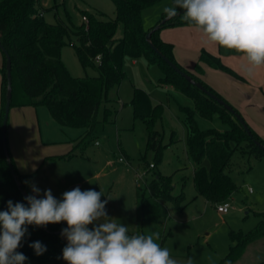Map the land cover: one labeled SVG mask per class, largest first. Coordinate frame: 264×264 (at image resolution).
<instances>
[{"label":"rangeland","instance_id":"rangeland-1","mask_svg":"<svg viewBox=\"0 0 264 264\" xmlns=\"http://www.w3.org/2000/svg\"><path fill=\"white\" fill-rule=\"evenodd\" d=\"M172 3L173 0H160L145 8L142 11L144 26H156L162 20L163 8ZM38 8L48 22L61 19L70 25L85 22L83 16L87 15L86 12L104 20L113 19L116 14L112 0H40ZM122 34L123 26L120 24L116 36L121 37ZM159 35L173 43L175 57L187 69H193L202 50L219 57L224 65L234 69L240 77L208 62L200 63L203 79L236 107L264 140V68L249 76L242 69L244 61L239 58L241 54L205 43L203 35L192 24L165 26L159 30ZM73 41L78 43L77 38ZM61 57L73 76L97 75L92 67H83L70 43L63 46ZM124 68L127 78L110 91L113 106L118 109L116 116L110 122H98L88 136L84 128L61 126L46 107L13 105L10 108L8 148L17 171L24 175V186L29 195L33 194L32 184L41 190V196L44 190L51 189L57 199H62L65 191L76 187L82 191H101V200H108V216L116 223L126 225L129 232L137 233L140 231L137 186H145L150 179L149 175H144L143 165L156 162L155 170L162 174H175V192L180 191V177L187 176L184 186L186 206L179 210L172 203L166 205L169 213L164 223L166 238L157 242L169 249L177 264H186L190 257L193 264H218L229 252L231 231L253 229L259 222V213L264 211V155L256 157L236 150L228 172L237 189L227 199L230 210L218 212L217 204L198 195L192 178L195 163L187 147V129L181 105L193 108L194 100L173 86L160 83L162 70L151 63L146 54L137 59L126 56ZM134 87L145 89L154 102L165 106L164 117L156 126L162 142H170L172 131L176 132V141L164 150L160 161H156L153 150L147 149L148 133L144 122L133 116L129 101ZM102 109L103 105L100 114ZM196 120L202 129L228 128L218 113L212 119L197 114ZM203 164L208 167L209 160L206 158ZM3 200L4 196L0 194V206ZM142 231L144 234L156 233L155 222L146 220ZM30 263L41 264L34 260ZM262 263L264 237L250 243L233 264Z\"/></svg>","mask_w":264,"mask_h":264},{"label":"trees","instance_id":"trees-1","mask_svg":"<svg viewBox=\"0 0 264 264\" xmlns=\"http://www.w3.org/2000/svg\"><path fill=\"white\" fill-rule=\"evenodd\" d=\"M39 1L0 0V41L8 50L12 62L11 107H46L52 118L61 126L84 128L88 136L98 122H110L118 112L113 106L114 99L111 98L110 91L118 88L127 78L125 57L137 59L146 54L149 61L157 64L162 70L160 83L171 85L194 100L193 108L181 105V110L184 112L183 121L187 129L188 151L195 163L192 178L198 195L214 204L227 201L237 189L228 172L233 154L240 149L242 152L262 157L264 149L257 145L255 140L263 145L264 140L249 126L239 110L202 78L203 69L200 62H208L240 77L237 72L206 50H202L192 70L179 63L174 54L173 43L163 40L159 30L165 26L190 24L182 15L166 20L152 33L154 45L179 68L228 103L244 119L252 137L231 111L186 80L150 46L146 35L154 26H144L142 11L160 0H112L116 9L113 19H98L94 14L86 12L87 15L84 16L88 20L79 25H70L61 19L54 23L48 22L43 12L39 11ZM164 17L165 14L162 19ZM160 22L161 20L158 23ZM120 24L123 26V34L117 37ZM74 38H77V44L73 41ZM67 43L74 46L83 67H92L97 75L73 76L70 73L61 57L62 48ZM0 51L3 56V66L0 67V194L4 196L0 211H3L6 210L9 200L26 204L22 193L26 188L23 183L24 175L17 171L13 160L14 172L11 170L4 152L3 118L8 81L6 57L1 49ZM98 55L101 56L100 62L96 61ZM129 104L133 109L134 118L141 119L146 126L147 149L153 150L156 161H160L164 150L176 141V132L172 131L170 142L163 143L162 135L156 128L157 123L164 117L165 106L154 102L150 94L140 87H134ZM216 113L228 126L227 129L200 128L196 120L197 114L212 119ZM6 147L8 148V141ZM206 158L209 160L208 167L203 164ZM151 163L154 164L153 167L150 166ZM156 167V162H146L143 165L144 175H149L150 179L145 186H137L136 190L137 222L140 231L129 232V235L144 234L143 223L153 220L156 233H159L160 240L163 241L166 238L164 223L169 217L166 205L172 203L179 210L186 206L184 186L187 176L180 177L182 185L180 191L175 192V174H162L155 170ZM15 174L17 178L14 177ZM259 216V222L253 229L247 232L231 231L229 252L218 264H233L243 255L250 243L264 237V211L260 212ZM66 227V222L44 227L29 225L28 234L17 249L28 258L25 264H31L30 260L41 264L51 261L66 262L62 259V250L67 241L61 235L62 229ZM35 241L46 247L42 255L37 256L34 249L29 247Z\"/></svg>","mask_w":264,"mask_h":264},{"label":"clouds","instance_id":"clouds-1","mask_svg":"<svg viewBox=\"0 0 264 264\" xmlns=\"http://www.w3.org/2000/svg\"><path fill=\"white\" fill-rule=\"evenodd\" d=\"M163 12L168 19L181 15L194 25L205 43L234 51L244 58L242 69L249 75L264 68V0H173ZM27 183V182H25ZM33 194L25 203L7 201L0 211V264H25L17 251L28 226L44 227L66 222L61 235L66 264H177L166 247L157 242L159 233L129 235L128 227L108 216V200L101 191L76 187L57 199L51 189L31 185ZM91 225V227H89ZM37 256L46 251L41 242L29 245ZM186 264H193L190 257Z\"/></svg>","mask_w":264,"mask_h":264},{"label":"water","instance_id":"water-1","mask_svg":"<svg viewBox=\"0 0 264 264\" xmlns=\"http://www.w3.org/2000/svg\"><path fill=\"white\" fill-rule=\"evenodd\" d=\"M182 15V12H181ZM180 16V15H177ZM166 20H168L167 17H164L160 23H158L156 26H154L151 30L148 31L146 35V39L150 46L159 54L163 57V59L173 68L175 69L178 73H180L186 80L197 86L199 89H201L204 93H206L208 96H210L212 99L216 100L223 106H225L226 109L231 111L237 118L238 120L243 124L245 130L247 133L252 137V133L249 129V127L245 124L244 119L234 111V109L226 103L223 99L218 97L216 94L208 90L204 85H202L200 82L196 81L190 74L179 68L172 60H170L167 56H165L152 42V33L156 30L159 29L161 26V23H164ZM0 49L4 52L5 57H6V75H7V90H6V103H5V113H4V118H3V141H4V152L6 155L7 162L11 168V170L14 172V167H13V162L11 159V156L9 154V150L6 147V141H7V128H8V119H9V113H10V108H11V99H12V62H11V56L8 52V50L2 45L0 41ZM256 144L259 145L261 148L264 149V145L261 144L258 140H255ZM15 178H17L16 174L14 175ZM17 183L20 185V182L17 181ZM22 193L24 197L28 196L29 193L27 190H22ZM264 264V263H262Z\"/></svg>","mask_w":264,"mask_h":264},{"label":"built area","instance_id":"built-area-1","mask_svg":"<svg viewBox=\"0 0 264 264\" xmlns=\"http://www.w3.org/2000/svg\"><path fill=\"white\" fill-rule=\"evenodd\" d=\"M86 21L88 20L86 16L83 17ZM96 61L100 62L101 61V56L98 55L96 57ZM151 167L154 166L153 163L150 164ZM251 191V189H250ZM218 212L220 213H227L229 210H230V202L229 201H224V202H221V203H218L217 206H216Z\"/></svg>","mask_w":264,"mask_h":264},{"label":"crops","instance_id":"crops-1","mask_svg":"<svg viewBox=\"0 0 264 264\" xmlns=\"http://www.w3.org/2000/svg\"><path fill=\"white\" fill-rule=\"evenodd\" d=\"M163 39V38H162ZM165 41H167L166 39H163ZM169 42V41H168ZM175 54V53H174ZM241 60L244 61V58L242 56L239 57ZM177 59V58H176ZM2 60V52L0 51V62ZM178 60V59H177ZM179 61V60H178ZM181 63V62H180ZM201 63V62H200ZM182 64V63H181ZM183 66H185V64H182ZM231 68V67H230ZM191 70V69H190ZM234 70V69H233ZM235 71V70H234ZM202 76V75H201ZM203 78V77H202ZM0 102H1V74H0ZM1 105V104H0Z\"/></svg>","mask_w":264,"mask_h":264}]
</instances>
